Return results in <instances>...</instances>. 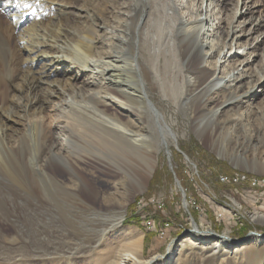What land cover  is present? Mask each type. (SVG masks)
<instances>
[{
	"label": "bare ground",
	"instance_id": "bare-ground-1",
	"mask_svg": "<svg viewBox=\"0 0 264 264\" xmlns=\"http://www.w3.org/2000/svg\"><path fill=\"white\" fill-rule=\"evenodd\" d=\"M260 1L0 0V42L6 43L0 48V166L32 202L49 198L98 213L112 206V214L121 213L98 219L100 239L55 236L45 249L10 254L6 262L181 264L183 252L187 256L193 248L205 261L227 255L238 256L237 264H264V234H249L237 248L228 231L200 227L192 216L182 239L173 238L164 254L144 258L142 234L121 229L125 205L114 197L117 192L90 197L79 162L107 160L121 173L123 191L144 189L159 148L170 158L168 141L176 142L148 88L185 113L195 110L197 136L231 107L241 108L264 86V78L244 90L235 86L251 54L237 41L263 22L262 15L255 16ZM231 8L246 18L224 29L218 13ZM230 36L234 45L227 50ZM262 38L261 33L250 38L248 49ZM217 154L225 156L223 146ZM228 160L247 165L242 155ZM38 181L47 182L48 197L37 195ZM249 215L264 224V213ZM81 243L86 248L78 251Z\"/></svg>",
	"mask_w": 264,
	"mask_h": 264
},
{
	"label": "rangeland",
	"instance_id": "rangeland-1",
	"mask_svg": "<svg viewBox=\"0 0 264 264\" xmlns=\"http://www.w3.org/2000/svg\"><path fill=\"white\" fill-rule=\"evenodd\" d=\"M260 2L255 16L262 15L264 19V0ZM214 9L213 12L216 11ZM218 15L222 18L224 29L234 20L246 18L237 17L234 8ZM216 21L218 18L213 22L214 27ZM246 28L249 26L246 25ZM256 31L237 41L241 50L251 53L250 62L243 68L239 67L243 69V78L235 85H243V90L249 88L254 80L264 78V20ZM259 33L263 34L262 40L254 42V50H249V39ZM231 39L233 36L226 38L227 50L234 45ZM3 43L6 44L0 42L1 49L5 48ZM250 72L253 76H250ZM219 74H222V70ZM147 91L176 134V142L171 139L168 141L170 158L163 148H159L156 163L144 183V189L123 191L118 185L121 173L111 163L85 157L79 162L86 169L82 176L87 179L89 196L117 192L114 197L125 205L121 229L142 234L141 253L146 259L155 254H164L173 238L182 239L186 229L191 227V216L200 227L210 226L220 234L228 231L232 240L246 237L250 232L264 234V224L253 221L249 215L250 212L264 213V86H259L256 94L241 108L237 110L231 107L216 118L212 126L204 129L200 136H197L192 126L195 110L185 113L161 97L157 90L148 88ZM216 104L208 107H217ZM220 145L225 150L224 157L217 154ZM233 155H242L247 165L235 166L230 163L228 159ZM55 171L57 175H62L59 170ZM31 182L24 181L26 188L31 187ZM46 183L37 182L40 186L38 196L48 197ZM12 194L19 198L13 199ZM26 195V191L13 183L0 166V264H12L9 260L6 262L4 256L45 249L48 239L55 236L72 234L79 237L80 241L92 236L100 239L101 232L97 231L98 227L95 228L97 221L105 215L108 219V215L112 214V206L102 207V212L98 213L84 210L83 204L56 202L49 198L44 202H32ZM111 202H115L114 199ZM120 215V212L112 214L110 218L115 219ZM241 244V241H237L236 247ZM78 248V251L85 250V243H81ZM188 250L187 256L186 251L183 252L184 258L181 256V264H190L193 260V264L239 262L238 256L227 255L214 261H205L201 260L196 249Z\"/></svg>",
	"mask_w": 264,
	"mask_h": 264
},
{
	"label": "water",
	"instance_id": "water-1",
	"mask_svg": "<svg viewBox=\"0 0 264 264\" xmlns=\"http://www.w3.org/2000/svg\"><path fill=\"white\" fill-rule=\"evenodd\" d=\"M177 184H178V182H177ZM251 233H254V232H250V233H248V234H251ZM245 237V236H244ZM244 237H242V238H239V239H237V241H242L243 239H244ZM178 240V239H180L179 237H176L175 238V240Z\"/></svg>",
	"mask_w": 264,
	"mask_h": 264
},
{
	"label": "built area",
	"instance_id": "built-area-1",
	"mask_svg": "<svg viewBox=\"0 0 264 264\" xmlns=\"http://www.w3.org/2000/svg\"><path fill=\"white\" fill-rule=\"evenodd\" d=\"M220 178H222V176H221ZM236 179H237V178H236Z\"/></svg>",
	"mask_w": 264,
	"mask_h": 264
},
{
	"label": "trees",
	"instance_id": "trees-1",
	"mask_svg": "<svg viewBox=\"0 0 264 264\" xmlns=\"http://www.w3.org/2000/svg\"><path fill=\"white\" fill-rule=\"evenodd\" d=\"M227 177V176H226ZM227 179H228V177H227Z\"/></svg>",
	"mask_w": 264,
	"mask_h": 264
}]
</instances>
